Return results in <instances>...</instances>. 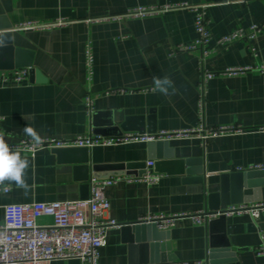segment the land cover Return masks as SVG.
<instances>
[{
	"label": "crops",
	"instance_id": "obj_1",
	"mask_svg": "<svg viewBox=\"0 0 264 264\" xmlns=\"http://www.w3.org/2000/svg\"><path fill=\"white\" fill-rule=\"evenodd\" d=\"M184 2L207 5L212 40L203 48L208 52L204 56L200 51L171 53L177 46L189 45L195 39L194 14L188 11L172 10L120 22L86 23L88 19L117 15L132 8ZM56 19H67L70 24L41 32L13 30L20 23ZM1 24L10 26L1 32L11 33V44L30 55L31 67L38 72L22 83L0 85V135L8 146L27 136L25 126L34 127L41 138L68 140L87 136L93 130L100 132L97 135L117 137V128L126 119H139L136 123L142 124L146 134L201 125L245 130L205 142L198 138L161 142L172 159L165 153L159 157L158 149L151 148L154 145L151 143L89 149V167L145 164L142 169H131V175L111 177L129 179L142 171L161 175L154 185L122 180L107 187L104 195L110 205L108 218L119 224H135L151 215L212 211L214 202H210L209 195L219 194L221 175L253 166L262 169L243 172L249 176L248 189H258L250 197L261 200L242 204L264 202V71L260 70L264 66V30L251 43L239 41L226 46L216 43L236 29L264 24V0H0ZM88 43L93 54L90 74L84 54ZM11 61L15 63V56H11ZM239 67L257 69L232 76L224 73ZM203 72L212 73L213 77L204 86V105L200 111L197 87ZM165 76L176 89L170 98L153 91L154 77ZM86 97L92 102L90 113L84 105ZM133 121L130 126H134L136 120ZM151 128L154 132L148 133ZM20 153L29 161L23 176L28 187L19 188L9 181L0 184V189L8 188L7 192H0V224L6 205L73 201L87 195L84 185L89 180H80L75 171L79 164L75 161L59 156L53 149L39 150L33 156ZM169 160L174 165L168 171L158 172L155 162ZM147 162H152V166L146 167ZM91 174L90 171V178ZM201 175L202 182L192 181ZM186 179L190 181L184 182ZM37 223L49 224L51 219L39 218ZM223 225L213 228L214 245L220 247L227 242V253L236 264H264V258L255 255L264 233V214L258 221L248 215L226 218ZM141 226L149 229V236L154 232L161 235V242L169 247L164 252L155 251L154 246L160 245V241L156 243L151 238L142 242L140 233L111 229L106 245L99 252L98 264L206 262L210 251L206 226L189 220H179L165 232L152 225Z\"/></svg>",
	"mask_w": 264,
	"mask_h": 264
},
{
	"label": "built area",
	"instance_id": "obj_2",
	"mask_svg": "<svg viewBox=\"0 0 264 264\" xmlns=\"http://www.w3.org/2000/svg\"><path fill=\"white\" fill-rule=\"evenodd\" d=\"M206 4L174 3L155 7H137L126 10L117 15H106L86 20V23L120 22L124 19H138L149 16H158L172 10H183L194 14L195 39L189 45H179L172 54L202 52V56L208 52L204 47L212 40L206 18ZM70 24L67 19H56L52 22L29 21L14 26V31L41 32L61 28ZM264 24H253L247 29H236L217 39L216 43L226 46L235 42H247L255 40ZM253 52L254 50L251 49ZM254 53V52H253ZM85 66L91 73L93 54L90 43L85 46ZM251 67L229 68L224 72L228 76L244 73ZM264 71V66L260 68ZM29 68H19L9 71H0V85L19 84L28 79ZM213 77L212 73L203 72L197 90L199 92L198 106L203 110L204 86ZM124 93V91H121ZM91 99L85 98L84 105L88 113L91 112ZM264 131V129H262ZM245 132L236 126H217L186 130L161 131L155 134H140L137 132H124L117 137H106L90 133L73 139L42 138L41 144H36L29 136L21 137L17 144L9 146L10 149L24 154L34 155L42 149L110 147L126 144H142L152 142H168L198 138L205 142L208 139L237 135ZM152 166L147 162L146 167ZM261 166H253L247 169H236L237 172L261 170ZM161 175L146 171L140 177H111L104 180L90 178L88 181V196L86 199H78L64 202L9 204L3 207L4 217L0 224V264H51L52 262L77 260L80 264H98L100 250L106 245L107 234L111 229H120L125 224H119L106 216L109 210V202L104 195V190L122 180L141 182L146 185H154L159 182ZM7 192L8 188L0 189ZM264 214V202L253 204H239L228 206L222 210H199L192 213H180L172 215H151L139 219L135 224L152 225L156 230L165 232L173 228L179 220H189L195 225L207 226V224L221 216L230 218L240 215H248L252 220L258 221ZM39 218H50L49 224H38ZM257 257L264 258V233L260 236V245L255 249ZM195 264H204L198 262Z\"/></svg>",
	"mask_w": 264,
	"mask_h": 264
},
{
	"label": "water",
	"instance_id": "obj_3",
	"mask_svg": "<svg viewBox=\"0 0 264 264\" xmlns=\"http://www.w3.org/2000/svg\"><path fill=\"white\" fill-rule=\"evenodd\" d=\"M9 25H0V70H13V69H19V68H29V75L32 76V74L38 73L36 70H34L31 66V60L30 55H28L27 52L24 50L14 48V46L11 44L12 42V35L9 32H1L6 29H9ZM11 56H15V63H12ZM133 120L139 119H126L124 124H122L118 129V132L116 133V136H120L124 132L129 131H136L137 133L144 134L145 130L143 129V126L141 123H134V126L131 123L134 122ZM136 125V126H135ZM154 129L148 130V133H153ZM94 134L100 133L99 131L93 130ZM154 145H151V148L158 149V155L159 157H162L163 153L166 154V157L169 159H172L171 152L167 151L165 149V145L161 142L159 143H151ZM54 152L59 154V156H65L67 159H70L72 161H75L79 166L76 167L75 171L78 173L81 181H88L90 176L89 172L91 171V177L96 178L99 180L108 179L111 176H118V175H131L133 172H130L131 169H138V168H144V163H128V164H113V165H91L89 167V155H88V149L86 148H64V149H53ZM174 163L172 160L169 161H158L155 162L154 166L157 168L158 172L162 171H168ZM125 170L126 172L122 171ZM90 170V171H89ZM119 170V171H118ZM144 171H142L139 174H136L137 177L142 176ZM249 173V172H248ZM248 174L247 172H232L230 174H223L220 177V191L219 194L209 195L210 202H214V206L212 211L216 210H222L230 205H238L242 204L244 202L248 201H260V198H253L250 196H253V194H257L258 189L256 190H249L247 181H248ZM190 181L189 179L184 180V182ZM192 181L196 182H202L203 176H197L192 179ZM231 185L230 191H228V186ZM84 189L87 191V195L82 197L81 199H86L88 196V184L84 185ZM226 218L224 216H221L217 219H214L210 221L207 224V230L210 234L209 236V242H208V248L209 253L207 255L206 262L204 264H236L233 259H231V256H229L228 243H224L220 247H217L212 242L211 234L213 232V228L221 224L224 226ZM121 230L123 232H126V234H131V232L140 233L139 235L141 237L142 242L144 241H150L152 238L156 243L160 241V245L157 246V244L154 246V250L160 249L164 252L165 249H167L169 246L163 242L162 236L158 235L157 233H153L149 236L150 231H147L149 229L139 225V224H125L122 226ZM147 233L148 236L146 238L144 232ZM137 241H139L140 238H136ZM147 239V240H146ZM171 260V258H169ZM163 260V254H162V260ZM172 262V260H171ZM137 264H148V261L139 262Z\"/></svg>",
	"mask_w": 264,
	"mask_h": 264
},
{
	"label": "clouds",
	"instance_id": "obj_4",
	"mask_svg": "<svg viewBox=\"0 0 264 264\" xmlns=\"http://www.w3.org/2000/svg\"><path fill=\"white\" fill-rule=\"evenodd\" d=\"M171 89V91H170ZM154 92H159L165 97L175 93L176 89L173 81L165 76L163 78L154 77ZM24 132L36 144H41L42 138L32 126H25ZM29 166V161L21 156V153L10 149L5 142L3 135H0V184L6 181L14 182L17 187L27 189L28 185L24 181V172Z\"/></svg>",
	"mask_w": 264,
	"mask_h": 264
}]
</instances>
